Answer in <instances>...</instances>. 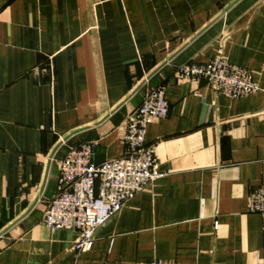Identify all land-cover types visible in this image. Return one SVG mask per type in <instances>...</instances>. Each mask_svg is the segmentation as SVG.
<instances>
[{"label":"crops","instance_id":"1","mask_svg":"<svg viewBox=\"0 0 264 264\" xmlns=\"http://www.w3.org/2000/svg\"><path fill=\"white\" fill-rule=\"evenodd\" d=\"M218 53L261 91L228 97L181 79ZM164 87L150 123L164 174L95 233L43 222L59 163L91 141L126 152L125 122ZM264 0H0V264H264Z\"/></svg>","mask_w":264,"mask_h":264},{"label":"built area","instance_id":"2","mask_svg":"<svg viewBox=\"0 0 264 264\" xmlns=\"http://www.w3.org/2000/svg\"><path fill=\"white\" fill-rule=\"evenodd\" d=\"M177 74L196 84L205 82L209 88L228 97L261 91L249 69L231 63L222 53L208 63L183 64ZM169 109L164 87L149 91L125 122L126 152L120 157L96 164L93 142L69 147L59 163L57 193L48 203L44 224L53 231H76L75 249L91 250L96 231L164 175L159 169L155 146L146 143V131L153 121L166 118ZM248 211L264 213V186L250 193ZM141 264L164 263L152 260Z\"/></svg>","mask_w":264,"mask_h":264}]
</instances>
